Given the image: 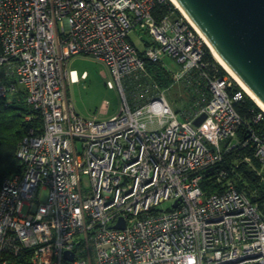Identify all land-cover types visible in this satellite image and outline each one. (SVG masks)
I'll return each instance as SVG.
<instances>
[{"label":"built area","instance_id":"2783aa9c","mask_svg":"<svg viewBox=\"0 0 264 264\" xmlns=\"http://www.w3.org/2000/svg\"><path fill=\"white\" fill-rule=\"evenodd\" d=\"M167 2L0 0V97L24 89L43 124L19 145L24 171L0 193V264H264L258 204L230 182L220 193L202 188L205 177L221 185L219 167L249 146L264 180V133L237 111L247 94L221 75L198 31L175 7L163 13ZM78 55L110 70L107 86L123 96L115 117L85 118L70 102L68 87L87 76L67 68ZM148 64L161 65L171 87ZM175 85L197 96L179 112L165 92Z\"/></svg>","mask_w":264,"mask_h":264},{"label":"trees","instance_id":"16d2710c","mask_svg":"<svg viewBox=\"0 0 264 264\" xmlns=\"http://www.w3.org/2000/svg\"><path fill=\"white\" fill-rule=\"evenodd\" d=\"M161 8H163V13H166L170 9L173 10L174 6L168 1L167 5ZM2 52L3 45L0 37V54ZM148 69L153 80L162 88L171 87L172 78L161 65L148 64ZM220 71L221 75L227 74L223 69ZM186 91L192 100L197 98L193 91L191 93L188 89ZM235 91H242V89L235 84ZM236 109L258 134L264 133V113L250 97L245 95L243 102L236 105ZM259 114H262V120L254 123L255 117ZM30 117L31 121L28 120ZM38 117L37 113L29 106L24 89L20 88L16 93L11 92L5 98L0 97V193L8 179L24 171V166L17 155L19 145L31 130L42 132L43 124ZM247 132L246 128L242 130L240 135L242 140L247 138ZM245 156H251L253 164L241 162ZM259 167L258 161L254 159V149L250 146L241 148L231 153L219 167L220 170H225L227 179L219 185L215 183L214 178L205 177L202 188L211 194L220 193L225 190L222 187L230 182L240 192L246 193L253 203L258 204L264 216V180L260 174L258 175Z\"/></svg>","mask_w":264,"mask_h":264},{"label":"water","instance_id":"95a60500","mask_svg":"<svg viewBox=\"0 0 264 264\" xmlns=\"http://www.w3.org/2000/svg\"><path fill=\"white\" fill-rule=\"evenodd\" d=\"M176 1L219 57L264 105V0ZM205 120L206 115H202L195 125L200 127ZM125 226L121 219L115 228L124 230ZM66 258L73 261L74 256L67 253Z\"/></svg>","mask_w":264,"mask_h":264},{"label":"rangeland","instance_id":"374dc122","mask_svg":"<svg viewBox=\"0 0 264 264\" xmlns=\"http://www.w3.org/2000/svg\"><path fill=\"white\" fill-rule=\"evenodd\" d=\"M138 33L143 42L152 41L149 35ZM130 39L139 49H142L143 46L140 43L138 34H132ZM169 63L172 65V62ZM172 67L177 69L174 65ZM67 68L69 71H77L80 78L84 74L87 75L85 80L68 87V98L79 114L85 118L98 117L100 120H109L119 114L123 96L118 87L110 89L107 86L108 81H114L108 68L89 55L74 56L68 63ZM233 82L237 84L234 80ZM180 86L183 88L182 85ZM181 87L175 85L170 91H165L168 101L177 112L181 109H186L191 101L186 89H181ZM135 90L125 89L127 100L130 104V99ZM105 106H107L108 111L106 114H101ZM171 206V203H165L161 205L160 210L169 211ZM24 212L26 213L27 209Z\"/></svg>","mask_w":264,"mask_h":264},{"label":"bare ground","instance_id":"6f19581e","mask_svg":"<svg viewBox=\"0 0 264 264\" xmlns=\"http://www.w3.org/2000/svg\"><path fill=\"white\" fill-rule=\"evenodd\" d=\"M177 11L181 13V15L190 23L200 34V36L204 39L207 47L210 50L211 55L215 59V61L218 63V65L240 86L248 97H250L256 105L262 110L264 113V105L263 103L257 99V97L243 84V82L236 76V74L225 64V62L219 57V55L216 53V51L213 49L209 41L205 38V36L201 33V31L197 28V26L192 22V20L188 17V15L185 13V11L182 9V7L178 4L176 0H168Z\"/></svg>","mask_w":264,"mask_h":264},{"label":"crops","instance_id":"0c3cea01","mask_svg":"<svg viewBox=\"0 0 264 264\" xmlns=\"http://www.w3.org/2000/svg\"><path fill=\"white\" fill-rule=\"evenodd\" d=\"M150 43V42H148ZM148 43L146 44V46L148 45ZM143 46V45H142ZM135 85V84H134ZM124 86H126L127 89H131L133 87V85L131 84L130 80H126L124 81ZM102 113V112H101Z\"/></svg>","mask_w":264,"mask_h":264}]
</instances>
